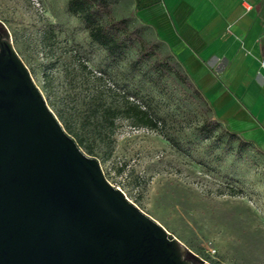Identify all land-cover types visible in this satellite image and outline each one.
I'll return each mask as SVG.
<instances>
[{
    "label": "rangeland",
    "instance_id": "374dc122",
    "mask_svg": "<svg viewBox=\"0 0 264 264\" xmlns=\"http://www.w3.org/2000/svg\"><path fill=\"white\" fill-rule=\"evenodd\" d=\"M67 1L0 0V19L47 102L51 98L75 111L84 106L94 85L82 63L105 77L102 88L127 84L148 96L167 117L165 130L177 143L120 118L111 155L96 157L107 179L204 260L264 264V153L225 136L203 137L200 102L172 78L156 86L150 69L148 77L132 70L135 51L118 64L111 62L91 42L81 19L66 11ZM114 14L129 13L115 7ZM144 36L154 38L148 27ZM162 48L167 52L166 45ZM233 188L242 192L232 195Z\"/></svg>",
    "mask_w": 264,
    "mask_h": 264
},
{
    "label": "water",
    "instance_id": "95a60500",
    "mask_svg": "<svg viewBox=\"0 0 264 264\" xmlns=\"http://www.w3.org/2000/svg\"><path fill=\"white\" fill-rule=\"evenodd\" d=\"M190 256L205 262L107 179L7 40L0 51V264H192Z\"/></svg>",
    "mask_w": 264,
    "mask_h": 264
},
{
    "label": "crops",
    "instance_id": "0c3cea01",
    "mask_svg": "<svg viewBox=\"0 0 264 264\" xmlns=\"http://www.w3.org/2000/svg\"><path fill=\"white\" fill-rule=\"evenodd\" d=\"M118 0L190 74L222 123L264 153V0Z\"/></svg>",
    "mask_w": 264,
    "mask_h": 264
},
{
    "label": "trees",
    "instance_id": "16d2710c",
    "mask_svg": "<svg viewBox=\"0 0 264 264\" xmlns=\"http://www.w3.org/2000/svg\"><path fill=\"white\" fill-rule=\"evenodd\" d=\"M117 1L68 0L66 11L81 19L91 42L103 48L111 62L118 64L128 58L129 52L135 51V57L130 61L132 70L142 72L145 77H148L151 70L153 74L150 80L156 86L165 77L172 78L183 86L190 96L200 102L199 132L203 137L225 136L229 141H236L241 148L254 145L222 123L211 103L179 60L170 52L163 51V42L159 38L150 41L145 38L144 33L148 26L139 20L135 22V11L122 17L114 14V4ZM136 1L138 9L141 3L140 0ZM81 65L90 74L86 78L91 79L94 85L84 106L75 111L68 106H57L56 101L51 98H48V104L54 109L68 134L90 156L105 160L111 155L115 140L113 136L120 118L127 119L134 127L158 130L170 141L177 143L176 138L166 132L167 117L158 111L153 100H148V96L141 95L138 90L130 89L127 84L123 88L115 84L102 88L100 85L105 77L102 74L94 75L87 64ZM105 151H108L106 157L103 156ZM240 192L241 189L233 188L230 193L237 195Z\"/></svg>",
    "mask_w": 264,
    "mask_h": 264
},
{
    "label": "flooded vegetation",
    "instance_id": "af4514ba",
    "mask_svg": "<svg viewBox=\"0 0 264 264\" xmlns=\"http://www.w3.org/2000/svg\"><path fill=\"white\" fill-rule=\"evenodd\" d=\"M5 26H6L5 22L2 21V20L0 19V51H1V49H2V45H3L7 40H11L12 43H13L12 35H11L9 29L7 28V26H6V27H5ZM6 28L8 29V31H7ZM188 258L192 261V264H213V263H211V262H209V261H206V260H205L204 263H202V262H200L198 259H196V258H194V257H192V256H190V257H188Z\"/></svg>",
    "mask_w": 264,
    "mask_h": 264
},
{
    "label": "built area",
    "instance_id": "2783aa9c",
    "mask_svg": "<svg viewBox=\"0 0 264 264\" xmlns=\"http://www.w3.org/2000/svg\"><path fill=\"white\" fill-rule=\"evenodd\" d=\"M117 187H119V186H117ZM120 188V187H119Z\"/></svg>",
    "mask_w": 264,
    "mask_h": 264
}]
</instances>
